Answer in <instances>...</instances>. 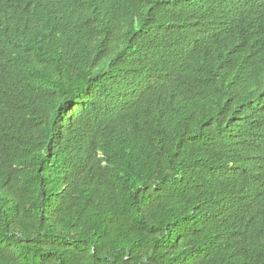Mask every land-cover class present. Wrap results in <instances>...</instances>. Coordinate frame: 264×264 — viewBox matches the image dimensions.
I'll return each mask as SVG.
<instances>
[{"label":"trees","instance_id":"trees-1","mask_svg":"<svg viewBox=\"0 0 264 264\" xmlns=\"http://www.w3.org/2000/svg\"><path fill=\"white\" fill-rule=\"evenodd\" d=\"M0 264H264V0H0Z\"/></svg>","mask_w":264,"mask_h":264}]
</instances>
